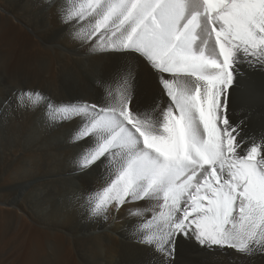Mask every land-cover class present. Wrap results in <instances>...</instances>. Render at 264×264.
I'll list each match as a JSON object with an SVG mask.
<instances>
[{
	"label": "snow or ice",
	"instance_id": "obj_1",
	"mask_svg": "<svg viewBox=\"0 0 264 264\" xmlns=\"http://www.w3.org/2000/svg\"><path fill=\"white\" fill-rule=\"evenodd\" d=\"M69 38L116 61L98 98L52 105L36 89L17 106L48 109L67 125L78 175L98 170L77 204L89 217L121 211L140 242L174 264L179 237L240 258L264 256V135L237 119L234 93L245 68L264 73V0H52ZM141 63L159 93L137 101ZM48 113H51L50 115ZM151 211V218L148 212Z\"/></svg>",
	"mask_w": 264,
	"mask_h": 264
},
{
	"label": "bare ground",
	"instance_id": "obj_2",
	"mask_svg": "<svg viewBox=\"0 0 264 264\" xmlns=\"http://www.w3.org/2000/svg\"><path fill=\"white\" fill-rule=\"evenodd\" d=\"M51 4L0 0V264H162L161 255L140 242L139 233L147 230L124 211L94 218L77 204L81 191L97 186L101 176L96 169L86 176L73 170L68 126L51 125L43 106H17L15 93L22 89L39 90L52 105L75 97L95 102L99 78L116 63L69 38ZM241 70L248 75L238 77L233 111L259 140L264 73ZM158 93L154 75L141 63L138 103L150 104ZM236 256L179 237L174 264H234ZM240 264H264V256L240 258Z\"/></svg>",
	"mask_w": 264,
	"mask_h": 264
},
{
	"label": "rangeland",
	"instance_id": "obj_3",
	"mask_svg": "<svg viewBox=\"0 0 264 264\" xmlns=\"http://www.w3.org/2000/svg\"><path fill=\"white\" fill-rule=\"evenodd\" d=\"M243 72H244L243 77L246 78V76L248 75V72H246L245 70H243Z\"/></svg>",
	"mask_w": 264,
	"mask_h": 264
}]
</instances>
